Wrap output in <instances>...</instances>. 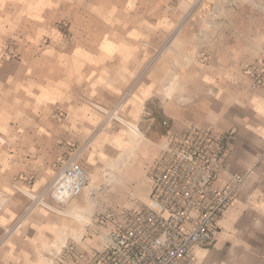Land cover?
<instances>
[{
    "label": "crops",
    "instance_id": "0c3cea01",
    "mask_svg": "<svg viewBox=\"0 0 264 264\" xmlns=\"http://www.w3.org/2000/svg\"><path fill=\"white\" fill-rule=\"evenodd\" d=\"M256 3L264 9V0ZM8 6L0 0V46L23 24ZM112 8L77 13L68 38L51 20L41 22L36 10L30 42L20 46L32 52L31 60L0 59V264H48L67 237L86 251L101 245L102 236L82 235V220L107 207H128L133 198L146 201L148 163L169 134L191 123L233 132L219 186L229 174H246L213 244L194 247L192 264H264V88L251 86L242 73L264 51V10L230 11L233 27L223 41L212 39L207 64L185 66L166 47L146 68L152 28ZM168 31L155 30L161 36ZM43 35L51 41L42 43ZM71 146L83 149L81 164L89 174L67 205L77 218L36 208L16 224L26 193L44 187L26 179L37 180L50 166L56 174Z\"/></svg>",
    "mask_w": 264,
    "mask_h": 264
},
{
    "label": "built area",
    "instance_id": "2783aa9c",
    "mask_svg": "<svg viewBox=\"0 0 264 264\" xmlns=\"http://www.w3.org/2000/svg\"><path fill=\"white\" fill-rule=\"evenodd\" d=\"M245 73L251 86L264 88V54ZM232 138L231 131L192 123L179 134H169L148 168L147 200L133 198L128 207H107L83 219L82 235L102 236L101 245L86 251L67 237L51 252L49 264H192L193 248L213 244L218 221L234 203L246 177L233 173L224 184H217ZM82 159L83 149L71 146L58 160L52 180L40 191L26 193L29 200L16 224L36 208L77 218L67 205L89 181Z\"/></svg>",
    "mask_w": 264,
    "mask_h": 264
},
{
    "label": "rangeland",
    "instance_id": "374dc122",
    "mask_svg": "<svg viewBox=\"0 0 264 264\" xmlns=\"http://www.w3.org/2000/svg\"><path fill=\"white\" fill-rule=\"evenodd\" d=\"M35 1L7 0L9 5L7 11L9 10L10 14L20 13L23 24H20V27L17 28L18 34L15 32L16 29L14 31L11 29L12 34L5 35L4 45L0 46V59H13L24 62H27L28 59L31 60L32 52L22 50L20 46L30 42V40H27L30 37L27 31L32 22H35V19L31 17V13L36 10H38L41 22L45 20L47 23L51 20L49 21L50 26L55 30H59L65 35V38H68L71 19L77 13H82L85 16L89 11L100 13L107 6L112 8V5H114L115 9L112 8L113 11L119 10L131 13L135 17L137 26L152 28L153 31L147 38L151 40L153 56L147 62L146 68L166 47L173 55L176 53L181 55L184 58L185 66L192 65L194 61L207 64L210 59L208 47L212 39L216 38L223 41L225 29L233 27L228 16L230 11H239L243 6L258 8L262 12L264 10L259 3H256V0H39L38 6L34 3ZM11 27L14 28V26ZM161 27L169 28V33L163 36L157 34L155 30ZM186 28L189 30L187 31ZM22 31L25 34L24 36L20 34ZM39 39L45 44L51 41L46 35L40 36ZM158 45L160 47H157ZM263 54L264 51L260 53L255 61L242 66V73L248 79L245 68L256 64ZM64 154L66 152L61 157ZM154 159L148 163L147 172ZM54 174L55 170L50 166L48 170L39 172L37 180L32 177L26 179L25 183L32 185L34 182H38L40 188H42L52 180Z\"/></svg>",
    "mask_w": 264,
    "mask_h": 264
}]
</instances>
